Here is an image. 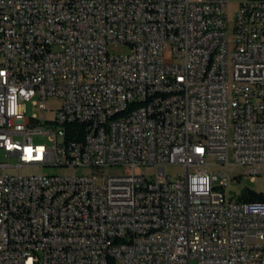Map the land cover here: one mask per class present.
Here are the masks:
<instances>
[{"label": "built area", "instance_id": "2783aa9c", "mask_svg": "<svg viewBox=\"0 0 264 264\" xmlns=\"http://www.w3.org/2000/svg\"><path fill=\"white\" fill-rule=\"evenodd\" d=\"M230 3L0 0V264H264L227 194L264 174V0Z\"/></svg>", "mask_w": 264, "mask_h": 264}, {"label": "bare ground", "instance_id": "6f19581e", "mask_svg": "<svg viewBox=\"0 0 264 264\" xmlns=\"http://www.w3.org/2000/svg\"><path fill=\"white\" fill-rule=\"evenodd\" d=\"M169 93H178V85L169 86ZM158 94H167V87H158ZM150 101V91H141L140 96H130V103L113 104V113H129L132 111V104ZM33 112V111H32ZM0 114H6V107H0ZM32 118L43 119L45 123H56V114L50 117L43 111L42 115L32 113ZM72 114H60L59 123H70ZM78 121L95 122V114L88 112L78 113ZM115 207H122V198H114ZM51 219H58V211H51Z\"/></svg>", "mask_w": 264, "mask_h": 264}, {"label": "rangeland", "instance_id": "374dc122", "mask_svg": "<svg viewBox=\"0 0 264 264\" xmlns=\"http://www.w3.org/2000/svg\"><path fill=\"white\" fill-rule=\"evenodd\" d=\"M231 3L228 6V14L230 18V26L233 24V15L237 11L239 2L243 0H230ZM57 101L50 102L48 101V105L54 104L57 105ZM33 111V112H32ZM28 112L29 113H38L39 115L43 114V111L37 107L32 105L31 103L28 104ZM48 115L52 117L53 111L49 110ZM37 140H42V138L38 137ZM230 168V167H229ZM182 168L178 166H170L168 168V172L172 174V176H175L176 174L182 172ZM150 172L147 169H138L137 172ZM63 172H67V169H64ZM251 175H243L240 181L233 182L230 181L228 186H227V194L229 197L237 198L239 194H241L246 188H251L254 189L258 192H263L264 193V174L257 176L255 179L251 178Z\"/></svg>", "mask_w": 264, "mask_h": 264}, {"label": "trees", "instance_id": "16d2710c", "mask_svg": "<svg viewBox=\"0 0 264 264\" xmlns=\"http://www.w3.org/2000/svg\"><path fill=\"white\" fill-rule=\"evenodd\" d=\"M80 122L76 121L73 124H69L67 126V137L71 139H76V140H83L84 138V132L80 131L77 134H70V129L76 126L73 130H79L80 129ZM69 134V135H68ZM240 200H245V201H258V200H264V193L263 192H258L254 189L251 188H246L240 195H239Z\"/></svg>", "mask_w": 264, "mask_h": 264}]
</instances>
